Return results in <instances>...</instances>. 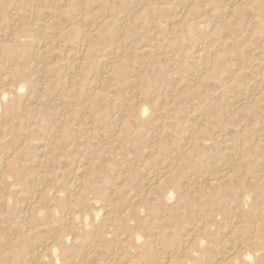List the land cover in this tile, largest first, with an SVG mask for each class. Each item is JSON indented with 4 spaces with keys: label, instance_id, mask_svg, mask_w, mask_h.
Segmentation results:
<instances>
[{
    "label": "rangeland",
    "instance_id": "obj_1",
    "mask_svg": "<svg viewBox=\"0 0 264 264\" xmlns=\"http://www.w3.org/2000/svg\"><path fill=\"white\" fill-rule=\"evenodd\" d=\"M44 1L45 0H36V1H34V3H32V2H29L27 0H23L21 2V7H23L24 9H26L30 6H36L39 9L40 16H39L38 23L35 26L36 27L35 29H36V32L39 33L40 35L34 33V38L35 39L43 38L46 41L48 40L47 42L49 43L48 47H47V50L49 53L46 51V54H48V55L45 54L44 57L42 58V60L40 59V61H41L40 63L42 64V66L40 63L37 65V67L35 64L30 65L31 62H29V61L31 59L35 58V55H32V54H34L33 49H32L33 51L30 50V51H25V52L24 51L18 52V53H16V56H18V54L20 56L13 57V59H12V57H9L10 60H8L9 59L8 57H4L3 53L0 55V64L3 67L5 64L8 65L13 61L10 65H14V67H16L20 70H23V71H24V69H26L27 74L30 75L29 78H31V77L41 78L44 76V74H47V73H48L47 76L56 77V78H53V80H52V77H48L47 81L49 84H47V82H46L45 86H44L45 90L43 89V99L44 100H42V102H40V103H36L37 108H36V104L31 103V108L25 109L24 112L22 111L23 108H18L20 110L16 111L14 113V115L10 118L8 116H6V117L0 116V135H2V137H0V152L11 147V144L13 143L12 139H15L16 137H18V139H15V140H17L18 143L22 141V139L24 138V134H23L24 127H25L26 123H29L30 121L32 123L41 122L40 124L38 123V127L36 126L37 128L32 133V135H33L32 137L35 138L37 136L36 138L38 140H36V141H38V142L41 141V139L43 140V139L47 138L48 133L50 131H53L55 133L57 131L58 133H60L58 135V142L55 145V148H56L55 152L53 153V155L51 154L47 158L48 161L46 160L45 166H42L40 168L37 164L32 163L33 164V166H31L32 168L31 167L28 168V170H35V173L38 170L39 171L43 170V172L45 173L44 176L46 177V178L43 177L42 181H40L35 177L36 174L34 173V171L33 172L27 171V172H30L29 174L27 173V176H26L27 179L25 178L27 181L26 185L28 184L30 186L29 189L33 190L35 188V187H33V184L37 185L40 182H42L44 185H46L49 188H53L54 184L60 185V183H61V185H63L64 183H66V178H65L66 175H70V172H71V175H73L76 171L77 165L79 164L78 162L81 159L83 160L86 157L90 156V154L93 155L94 160L99 155V157H98L99 159L97 158L95 161L96 163L93 161L95 163L94 167L93 166L91 167V168H93V170H98V171H96V172L92 171L91 172V170L88 169L87 171H83V173L81 172V175L84 174V175L88 176L90 179H93V180L95 179V181H97L102 188L103 186H106L109 183H111V180L113 181L115 179V175H116L117 171H119V170L126 171L127 170L126 172H128L127 173L128 176H131V180H129V181L136 179V181L133 180V183L127 182V188L132 187V186L136 187V183L138 182V180L146 177L145 172L147 173V171H149L150 169L152 170L153 167L151 165H154V163H156V164L160 163L161 157L166 156V155L169 156V152H172L173 154H175L176 153L175 150L180 148L179 146H183L182 145V143H183L182 137L189 135L191 133V131L194 132V131L198 130L196 132V135H199V136H197V138H200V139H197L196 145L192 146L194 148V151H193L192 147L190 149H188L190 152L188 151L187 154L181 159V161L180 160L178 161V163L176 164L177 165L176 167H178V168L175 167L174 169H176V170L174 172H172L170 175L171 176L174 175L173 177H175V180H177V179L178 180H185L184 178L187 179V176L189 178V177H191V175H193L192 173H196V172H198L199 175H204L206 170L214 169V167H212V166L218 167L219 163H221V161L223 159H224L223 161L227 160V161L231 162L232 159H234L233 156H235L236 151L238 150V152L240 154V158H242V159L241 160L237 159L235 166L238 164L240 167L237 165V167H238V169H237V167L234 166L235 170H234V172H232L233 175H231L229 178L224 179V181H223L224 185H226V187H224L225 192L222 193V195L219 194V192H217V194H219L220 197L222 196L221 198H223V201L234 200V199H236V197L239 199V198H243V196L245 197V201H243L244 204L241 202L242 204H241L240 208H237V209H230L229 208V210H227L225 212L223 211L224 209L220 210L219 212H222V213L219 216H217V218H218V220L220 218L221 219L219 220V222L216 221L215 225H217V227L216 226L214 227V231H216V229H217V231H216L218 233V235H216L217 240H219V241L221 240V242L226 240L225 242L229 243V242H232L234 240L233 239L234 236L230 233V231L232 229H234L235 230L234 231L235 236H238L237 241L242 242V240H244L243 238H245L243 243L250 244L249 247H253V249L255 247H256L255 249L258 248L259 252L263 251L264 233H263L262 237H260V239H259L260 241L258 244L253 243L251 245V241L250 240L248 241L249 235L246 232H244V227H246L248 222H249L248 225L251 227L256 226V225L262 226L261 232H264V203H263L264 202V195H262V194H264V186H263L264 185V179H263V181L261 180L260 182L254 183L253 181H251L248 178V175H246V173H248V171H250L252 169L253 170L254 169L260 170L261 168L264 169V31H263L264 30V21L261 20V17L264 15V0H255V1L254 0H243V1L238 0L237 9L229 17L228 24H223L221 22V18H220L219 13H218V8L223 6V4L229 2L227 0H196V1H191V0H168V1L167 0H158V4L156 5V7L153 8L154 12H152V13H150L149 11H147L144 8L147 0H131V3H128V1H125V0H91V1L88 0V5H90V6H88L86 4V7L84 6L85 0H70V1L69 0H59V3H58V0H46L45 3H44ZM89 1H90V3H89ZM132 3H134V4L132 5ZM220 4H222V5H220ZM58 5L62 9L64 6V9H63L64 11L62 10L63 12L62 11L60 12V14L62 13L61 15L54 16L52 11H53V9L58 8L59 7ZM126 5H127V7L123 8V6H126ZM182 5L183 6L187 5L188 10L190 12H188L186 17L181 19L180 22H182V23H179V26L177 28H174L170 25L169 18L173 14L174 9L177 6H178L177 8L183 7ZM55 6H57V7H55ZM132 8H134L135 10ZM142 8H144V9H142ZM155 8H156V10H155ZM127 9L133 11V13L134 14L136 13V15L129 23L126 24L122 21L123 20L122 18H124ZM82 12L84 15L81 18V17H79V14H82ZM106 14H108V15H106ZM100 15H106L108 17V19L106 20L105 23L96 25L97 19L100 17ZM259 15H260V17H259ZM27 18L28 17L26 15H22L20 18H14L12 23H9L10 21H8L7 23L5 22V24H4V20L2 21L0 19V24H2V25H0V29H1L0 30V39L1 40L0 41L4 44L10 43V44L14 45L15 48L20 46V44H22V43L14 42L13 37L11 36L12 35L11 32H13V30L11 28H13V27L15 28L16 26H18L16 28L19 30V32H20V30H22L20 33L29 34L28 31L31 28H33V20L31 18H28L29 19L28 20ZM153 19H154V21H157V22H154L155 25L157 26V27L155 26V31H154L155 41L157 43L156 46H155V43H152V41H150V38H149L150 33L148 32V28H149L148 24L153 22ZM22 20H24V21H22ZM25 20H28V21H25ZM72 20L74 21V23H72L73 22ZM30 21H32V22H30ZM21 22L24 23V24L22 23L24 26L22 25L20 27L21 28L20 29L19 25H21ZM49 22L51 25L49 24ZM65 22H67V23H65ZM17 23H19V24H17ZM131 23H132V25H129ZM25 25H29V26H25ZM58 25H59V27H58ZM127 25H129V26H127ZM47 26H49L48 29H47ZM141 26H142V28H141ZM62 27H63V29H62ZM56 28L58 29V31ZM64 28H65V30H64ZM45 29H47V30H45ZM39 30H40V32H39ZM63 30L65 32H63ZM85 31H87V32L90 31L89 36H88V39H89L88 43H90V51L87 55V58L89 60L86 58L84 60L83 65H80V68L78 69L76 78L74 80V85H72L71 96L69 97V99L66 100V99L58 98L57 97L58 96L57 93L59 90L58 83H59V80H62L64 78V75L66 74L65 73L66 72L65 62H67L69 60L68 58H70L71 60L76 59L75 61L79 60V59H77L78 58V52L77 51H79L80 40L82 39L84 33H87ZM42 35H43V37H42ZM4 36H5V38H4ZM22 41L25 42L24 39ZM117 49H121L123 51L125 50L124 55L126 54L125 57H127V58H124L125 60L123 61V64L120 63L118 66L113 68V70H109V71H107V73H104V71L107 68L106 62L109 61L108 59L113 60V57L115 58ZM157 51H159V52H157ZM164 51L166 54L163 55L162 52H164ZM21 53H23V54H21ZM29 53H30L29 56L31 58H29V56H28ZM73 53L75 56L73 55ZM197 53L200 54V57H198ZM68 54L71 57H69ZM113 54H115V55H113ZM22 56H25L28 59L25 60V57H22ZM62 56L64 59L62 58ZM72 57H73V59H72ZM15 58H16V60H15ZM21 58H24V60H22ZM61 58H62V60H61ZM11 59H12V61H11ZM14 60L17 63L14 62ZM65 60H67V61H65ZM206 60L207 61L209 60L210 62L208 64L209 70L206 72L205 77L203 78L202 81L199 82V85H197V88H195L194 91H190V90L188 91L186 88H184L186 86L185 85L186 82L193 75V73H196L199 70V67L202 68L204 65H206L205 64L207 62ZM9 61H10V63H9ZM19 61H21V62L19 63ZM27 62H28V65L26 64ZM33 62H35V61H33ZM61 62H63V63H61ZM21 64H23V65L20 66ZM47 64H49L50 66L48 65L46 67L47 68L46 69L45 66ZM1 65H0V75H1L0 78L5 76V74H3L5 72H4L3 67ZM53 68H55V71L53 70ZM36 69H38L39 72L36 71ZM50 70H51V73H49ZM141 70L143 72H141ZM133 72H136V74ZM81 73L82 74L84 73L83 74L84 76ZM97 73L103 74L104 79L102 78L103 79L101 81L102 84L100 83L101 85L99 86L100 88H99L98 94L96 95L98 97L93 98L94 103H93L92 108L86 110V108L85 109L83 108V106H84L83 100H84L85 93H86L84 91L88 90L87 87H88L90 81L93 79V77L95 75H97ZM127 73L129 75V77L131 75H132L131 77H137L138 74H140V75L145 74L147 77L152 79L151 82L154 86L156 85L155 86L156 89L153 88L154 86H152L150 89H144V87L142 86L143 81L141 82V84H138L136 88H131L132 86L130 85V78L128 77ZM133 75H135V76H133ZM80 76H82V77H80ZM86 78L89 80H87ZM183 79H185V80H183ZM0 81H1V79H0ZM13 81H15L14 83H17V82H19V79H17L15 77V78H13ZM75 82L77 85L75 84ZM85 82H87V83H85ZM86 84H88V85H86ZM81 86H82V88H81ZM159 86L161 88L163 87V89L157 90V89H160ZM169 86L176 87V89L178 91L177 97L175 99L176 104H175L174 109H173L174 111L173 110L167 111L166 109L161 110V100L159 98L160 97L159 95L161 94L160 92L164 91L165 88H167ZM83 88H85V90ZM138 88H140V89L138 90ZM100 90H102V91H100ZM249 90H250V92H249ZM147 92H149V93H147ZM253 92H255V94H257V97L259 94V97L257 99L258 102L254 100V101H249L248 104L247 103L243 104L244 106L243 105L241 106V108L238 111V113L236 114L237 116H235L234 120L227 119L221 115L222 114L221 111L228 104L229 100L231 101L234 98H239L240 96L243 95V93L244 94L248 93V95H249L250 93H253ZM51 93L53 95H51ZM157 95H158V97H155ZM202 95H204V96H202ZM146 96H148V97H146ZM49 97H51V98H49ZM80 97H82V98L80 99ZM79 99L82 101H80ZM129 99H130V101H129ZM149 99L150 100L155 99V102H156L155 106L148 110V112H147L148 114L144 118H142L140 120L136 119V118H138V116H136L137 104H140V103L144 104L145 102L148 103ZM49 100H50V102H49ZM63 101H65V103H63ZM66 102H69V103H71V106H73V105L74 106L73 107L67 106L70 104H68V103L66 104ZM75 102H77V103H75ZM127 103L132 104L131 105L132 106V108H131L132 112L130 115H123V109H124V106L128 105ZM47 104H48V106H46ZM58 104H60V105H58ZM61 104H65V105L60 107ZM77 104L78 105L81 104L80 106H78L79 108L77 107ZM100 104H102V105H100ZM32 106H35V107H32ZM38 106L40 108H38ZM61 108H62V110H60ZM42 109H44V110H42ZM101 109H104V110H101ZM27 110L29 112H31V110H32L33 112L29 113ZM54 110L56 111L55 114H54V112H55ZM89 110H92V111H89ZM112 110H113V112H112ZM185 110H187V111H185ZM205 110L212 111L214 115L211 117L210 121L203 122L201 119V116ZM43 111H46L47 113L46 112L43 113ZM104 111H107V112L105 113ZM50 112H52V113H50ZM60 112H62V113L60 114ZM82 112H84L85 115ZM119 112L122 113L121 116H123V118H127L126 120L128 123V129H129V131L132 132V134H135V135L138 134V133H134V132H140L139 130H137L138 128H145V127L149 128V126H150V129L154 130L153 134H157V136L152 138L148 135H142L143 137L141 135H136L135 139H133L132 142H129V141L127 142L126 140L120 139V140H117L115 146L113 147V145L110 143L109 139L103 134V132H102L103 128L102 127L105 128V126H107V125L103 126L104 124H108V123L110 124L111 118H112L111 116L114 115L115 113H119ZM169 112H171V113L169 114ZM87 113H90V114H87ZM94 113H95V115H94ZM27 114H28V116H27ZM51 114H53V115H51ZM63 114H65L64 117H63ZM42 115L47 116L48 118L47 117L43 118ZM16 116H17V119H16ZM49 116H51V117H49ZM56 116H58V117H56ZM60 116H62L63 118L62 117L59 118ZM29 117H30V119H28ZM74 117H76V118H74ZM101 117L103 118L102 120H101ZM176 117H178V118H176ZM51 118H54L53 119L54 121H52ZM83 118H86V119L84 120ZM133 118L135 120H132ZM154 118L159 119L160 123L159 124L155 123V121H153ZM15 119H16V121H15ZM37 119H39V121ZM42 119H44V120H42ZM47 119L49 122H50V120L52 122L51 123L47 122ZM55 119H57V120H55ZM182 119H184V120H182ZM96 120H99V121H96ZM35 121H37V122H35ZM138 121H140V122H138ZM12 122H14V123H12ZM55 122L57 123L58 126L56 125ZM152 122H153V124L154 123L155 124L154 125L151 124ZM178 122H183V124H184L183 127L186 130L185 132H182L180 130V127H179L180 125L178 124ZM19 124H21L22 126H20ZM52 124H54V125H52ZM77 124H79V125H77ZM16 125L19 126L21 131L19 130V128ZM41 125L45 126V127L43 128ZM162 125H163V127H162ZM69 126H71V127H69ZM91 126H92V128H91ZM93 126H94V128H93ZM83 127H85V128H83ZM95 127H98V128H95ZM262 127H263V129H262ZM11 128H14V129L11 130ZM71 128H73V129H71ZM88 128H90V129L88 130ZM16 129H18L19 131H17ZM60 129H61V131H60ZM92 129H94V130H92ZM68 130L70 132H68ZM76 130L78 131V133ZM64 131H66L68 133H66ZM94 131H97L98 133L94 132ZM158 131H161V132L157 133ZM82 132L84 133V135ZM4 133L6 135H4ZM64 133H66V134H64ZM76 134H78L80 136H78ZM98 134H100V135H98ZM219 134H221V135H219ZM65 135H69V136L65 137ZM178 135L180 136V138H178L179 137ZM76 136H78V137H76ZM3 137L6 139H4ZM59 137H60V139H59ZM90 137H93V139L95 141H92L93 139ZM136 137H137V139H136ZM204 137L206 140L204 139ZM76 138H79V140ZM248 138L254 139V140L256 139V141L258 143L255 141L256 142L254 145L255 148L252 147V148H250V150L249 149L248 150L240 149L241 145L249 143L250 139H248ZM62 139H64L65 141ZM90 139H92V140H90ZM96 140H97V142H96ZM215 140H216V142H215ZM243 140L245 143L243 142ZM246 140H248V141H246ZM63 141L67 144L63 143ZM73 141H76V142H73ZM102 141H105V143ZM164 141H166V142H164ZM93 142H95V143H93ZM76 143H78L80 145L78 146V144H76ZM144 143H146V144H144ZM158 143H159V146H158ZM165 143H167V144H165ZM62 144H64V145H62ZM203 144H205V145H203ZM86 145H88V146L86 148H84ZM201 145H203V147ZM1 146L5 149H3ZM58 146H60V147H58ZM80 146H81V148H79ZM102 146H104V147H102ZM234 146H236L237 148ZM57 148H58V151H56ZM60 148H62V149H60ZM105 148H106V151H105ZM200 148H203V149H200ZM29 149H30L29 150L30 156H33V155L35 156L38 154L37 152H39L38 151L39 149H37V146L30 147ZM75 149H76V151H75ZM80 149L81 150L83 149V151H80ZM86 149H88V150H86ZM97 149H100V150H97ZM115 149H116V151H115ZM31 150H32V152H31ZM62 150H64V151L62 152ZM93 150L95 152H93ZM101 150L104 152L102 153ZM197 150H199V151H197ZM204 150H207V151L204 152ZM130 151H132V152H130ZM149 151H152L153 153L149 154L150 153ZM242 151H243V153H242ZM87 152H89V153H87ZM126 152H127V154L125 155ZM196 152H198V153H196ZM202 152H204L203 155H202ZM207 152H209L210 154ZM246 152L249 154L246 155ZM132 153H133V155H132ZM83 154H84V156H83ZM116 154H117V156H116ZM118 154H119V156H118ZM155 154L158 156H155ZM194 154H195V157H194ZM204 154L206 156L205 158H204ZM260 154L262 157L259 156ZM57 155H59V156L57 157ZM64 155H65V157H64ZM152 155H154L155 157ZM213 155L216 156L217 160L215 157H213ZM218 155H219V157H218ZM255 155H257L256 158H255ZM61 156H63V158H61V160L59 161V158ZM125 156H127V157H125ZM170 156H171V153H170ZM210 156H212V157H210ZM103 157H104V159H103ZM148 157H150V158H148ZM151 157H153V158H151ZM207 157L208 158L210 157V159L211 158H213V159L208 160ZM244 157L246 158L245 160H244ZM250 157H252V158H250ZM57 158H58L59 162L57 161ZM64 158H66L67 160ZM113 158H114V160H113ZM186 158H188V159H186ZM221 158H223V159H221ZM71 159H72V161L70 163H73V164L68 163ZM73 159L76 163L73 162ZM140 159L141 160L142 159L143 160L148 159L146 166L143 167L141 161H139ZM257 159L259 162L257 161L256 163H253V161L255 162V160H257ZM206 160H208V161H206ZM97 161H99V162H97ZM119 161H121L122 164L119 163ZM128 161L131 163H129ZM203 161H206V162H203ZM48 162H49V164H48ZM194 163H196V165ZM214 163H216L217 165L216 164L214 165ZM257 163H258V165H257ZM115 164L121 165V167L119 168V166H117ZM126 164H128V165H126ZM188 164H189V166H188ZM210 164H213V165H210ZM70 165H71L72 169H70L71 168ZM197 165L201 166V167H198ZM57 166H58V168H59V166H61V167L58 169ZM66 166L69 168L66 169L67 168ZM115 166H117V168H115ZM133 166H134V168H133ZM248 166H249V168H248ZM97 167H100V169H98ZM112 167H113V169H112ZM123 167H124V169H123ZM129 167H131L132 169L131 168L128 169ZM50 168L53 170V172H50V171H52ZM185 168H186V170H185ZM177 169H178V171H177ZM196 169H197V171H196ZM67 170H69V171H67ZM239 170H242L245 173L244 172L242 173ZM179 171H181V172H179ZM184 171L188 172V173H185ZM93 172L97 173V175L94 174ZM137 172H138V174H137ZM178 172H179V174H178ZM50 173H52V174L54 173V177ZM108 173H109V176H108ZM183 173H185V174H183ZM198 173H196V174H198ZM98 174L100 177L98 176ZM176 174H178L180 177H177L178 175H176ZM50 175H52V177ZM56 175H57V177H56ZM84 175H82V176H84ZM138 175H141V176H138ZM238 175H240V177H238ZM105 176L106 177L108 176V179L105 178ZM182 176L184 178H182ZM56 178H58L59 180H57ZM60 178H61V180H60ZM101 179H104V180L101 181ZM34 180H35V183H33ZM245 180H247L248 183L245 182ZM201 181H202V183H204V180H201ZM227 182H229V183H227ZM244 184L246 185L245 187L243 186ZM257 187L261 188V190L256 189ZM262 187H263V189H262ZM27 189L18 190V191L12 192L10 194L4 187H0V197H3V195H6V196H4L5 198L4 197L0 198V216H1V218H0V240H2V237H3L2 242L0 241L1 242L0 243V249H2V252L4 251L3 255H5L0 260V264H6V263H8V264H10V263L11 264L12 263L25 264L24 262L18 263V261H16L15 257H12L13 255L9 252H11V249H14L11 247H15V246L20 247L19 249L21 252H24L26 249L25 248L22 250V248H23L22 245H23L25 239H23V237L20 236L21 234H19L20 232H18V225L16 222L18 221L20 215L23 212L28 210L27 204H25L26 202L28 203V196H29ZM228 189L230 192L228 191ZM237 190H238V193H237ZM257 190L259 192H257ZM243 191L249 192V193L244 194ZM18 193H19V195H18ZM236 193H237V196H235ZM257 193L260 195L258 196ZM227 194H229V196H226ZM252 195L253 196L255 195V197H253ZM198 196H199L198 197L199 201H200V199L202 201L206 197L205 195L203 196V194H198ZM211 196L214 197L213 195H211ZM215 197H217V196H215ZM252 199L254 201L256 200L255 204H254V201ZM10 200H11V202H9ZM18 202H22V203L20 204ZM245 202H246V204H245ZM45 203H47V204H45ZM41 204H42V206L45 204L46 207L51 208V209L52 208L54 209V207H56V206H54L55 202L53 200L50 201V200H44L43 199L41 201ZM246 205H247V207H251V208H247ZM257 205H259L260 207H258ZM225 208L228 209L227 207H225ZM176 209L177 208H175V206L165 207V210L166 211L168 210V211L166 212L165 210H163V212H165V213L162 212V214H161L162 217L160 216L161 221L164 225H167L166 227L168 229L172 227V229H174V230H179L178 232L180 234L182 232L185 235V233L187 232V229L192 225V223L195 220H198L200 218V214L197 210H193L194 211L193 212V211H190L188 209H185V212H183V211L181 212V210H183V209L178 208L177 209L178 211L176 213L177 214L176 217H174L173 221H171L173 217H170V216L173 212H175ZM205 209H207V208L205 207ZM255 209L257 211H255ZM243 210H244V212H242ZM246 210H248L247 213L245 212ZM208 211H212L213 213H216L218 211V209H216V207H212V208H208L207 212ZM260 211H263V212H260ZM19 212H20V214H19ZM32 212L34 215L35 211H32ZM249 212H251V213L249 214ZM254 212L259 214L260 216H258V215L255 216ZM1 213H4V214H1ZM166 213L167 214L169 213L170 216L169 215L167 216ZM245 213L248 214V216ZM262 213H263V215H262ZM240 215H242V216H240ZM12 216H14V217H12ZM222 216L223 217L225 216V219L227 218L226 220H228L229 224H225L227 221L224 218H222ZM232 217L238 218L237 221H235L236 219H233ZM58 218H59V213L56 214L53 218H51V220L54 219V223H56L55 220ZM163 218L167 222L166 221L164 222ZM182 218H183V220H182ZM31 219L33 222L30 220L29 224H31V226L33 227V231H32V235L30 236V239L34 243L37 244L40 241V238L43 239V237H44L43 235L47 234L49 236V234L52 235L55 233L54 232V231H56L55 229L53 231H52V229L49 230L45 225L44 226L41 225L42 226L41 227V226L35 224L33 217ZM178 219H180L181 222L178 221ZM186 219H188L189 222ZM239 219H242V220H240L242 222H240ZM223 220L225 223L223 222ZM168 221H170V223ZM250 221H252L253 223L255 222V223L254 224L252 222L250 223ZM7 222H8V224H7ZM4 223H5V225H4ZM130 223L131 222L128 221L127 224H125L121 227H118L119 229L116 228V230L115 229H113V230L116 233H124V234L131 233V232H133V229L135 226L133 227L134 223L133 224H130ZM220 223H224V225L221 226ZM187 224H191V225L188 226ZM7 225H9V226H7ZM142 225H144V226L141 227ZM182 225L183 226L186 225V226L183 227ZM218 226H220V227H218ZM139 227H140L141 231H145L147 224H145V223L143 224V222H142V223H140ZM135 228H137V227H135ZM225 228L227 229L228 232L226 231ZM147 229H149V231L145 233L146 235L149 236V237L148 236L147 237L148 238L154 237L155 235L150 230V228L147 227ZM5 231H6V233H5ZM13 231H14V233H13ZM220 233L224 236H221ZM242 233H244L245 235ZM3 234H5V235H3ZM17 235H19V236H17ZM77 235L80 237V241L83 240L84 238H86L84 236V233L81 230L80 231L77 230ZM228 235L231 236V238H228ZM50 237H52V236H49L48 238H50ZM221 237H223V238H221ZM7 238H11V239H7ZM240 238H242V239H240ZM109 239H110V241L104 242V244L101 243L98 246L97 250L95 251V252H97L95 255H93L95 252L92 254V257H95L97 260L95 258H91V256L88 259L85 258V259L81 260L82 256L86 253V252L84 253L85 250H83V248L85 249L84 243L82 241L81 242L77 241V243H76V242H73L72 240H70L68 242V246L70 247L72 245L71 246L72 251L70 252V254L67 255V258L65 259V261L68 262L70 260H73L74 258H78L77 264H81V263L87 264V262L90 259H92V261H89L88 264H94V263L95 264H103V262H105V260H107L112 255L111 250L113 249V247H115L116 244L119 243L120 237L118 239L114 233V234H112V236L109 237ZM227 239H230L232 241L227 240ZM8 240H10V241L13 240V241L6 243ZM19 240H20V242H17ZM11 243H13V244H11ZM2 244H4V246ZM36 244H34V245H36ZM1 245L3 247H1ZM255 245H257V246H255ZM259 246H261V247H259ZM106 248H108V249H106ZM99 252H101L100 253L101 255H102V253L103 254L105 253L104 256L101 257ZM216 253H217V251L209 252V254H210V256L208 258L209 263L212 262V264H213V262H214V264H218L217 258H219V255ZM132 255L133 254H131L130 256L132 257ZM79 257H81V258H79ZM211 257H213V259ZM45 260L46 259L41 260V262L40 261H38V262H40V264L42 262H43V264H49L48 261L46 263H44ZM1 261L5 262V263H2ZM38 262L31 263V264H39ZM124 264H128V263L126 262Z\"/></svg>",
    "mask_w": 264,
    "mask_h": 264
},
{
    "label": "bare ground",
    "instance_id": "obj_2",
    "mask_svg": "<svg viewBox=\"0 0 264 264\" xmlns=\"http://www.w3.org/2000/svg\"><path fill=\"white\" fill-rule=\"evenodd\" d=\"M23 0H0V19L3 21L4 20V24L5 22L7 23L8 21H10L9 23H12V21L14 20V18H20L22 15H26L28 18H31L33 20V28H31L28 32L29 34H24V33H20L22 30H19L16 28L18 26H16L15 28H11L13 30L12 33V37L14 42H20L22 44H20V46H18L17 48L14 47V45L8 43V44H4L0 41V55L3 53L4 57H18L20 56L18 54V56H16V53L18 52H25V51H30V50H34V54L35 58L31 59L29 62H31L30 65L35 64L36 67L37 65L41 62L40 59L42 60V58L44 57V55L46 54L47 47H48V40L46 41L43 38H38L35 39L34 38V33L39 34L36 32V25L38 23L39 20V9L36 6H30L26 9H24L23 7H21V2ZM29 2L34 3V1L36 0H27ZM46 1V0H45ZM44 1V3H45ZM70 1V0H69ZM91 1V0H90ZM89 1V3H90ZM128 1V3H131V0H125ZM168 1V0H167ZM191 1H196V0H191ZM229 2L223 4V6L218 8V13L219 16L221 18V22L223 24H228L229 21V17L231 16V14L237 9V4H238V0H227ZM243 1V0H242ZM255 1V0H254ZM48 2V1H47ZM163 2V1H162ZM26 3V2H25ZM59 3V0H58ZM61 3V2H60ZM118 3V2H117ZM211 3V2H210ZM20 4V5H19ZM27 4V3H26ZM42 4V3H41ZM56 4V3H55ZM54 4V5H55ZM84 6L86 7V4L88 5V0L84 1ZM134 3H132L133 5ZM144 4V3H143ZM158 4V0H147L145 3L144 8L149 11L150 13L154 12V7H156V5ZM220 4V5H222ZM24 5V4H23ZM128 5V4H127ZM123 6V8L127 7ZM192 5V4H191ZM59 6V5H58ZM63 6V5H62ZM66 6V5H65ZM90 6V5H88ZM136 6V5H135ZM183 6V5H182ZM57 7V6H55ZM131 7V6H130ZM178 7V6H177ZM175 8L173 14L171 15V17L169 18V23L172 27L177 28L179 26V23L182 18L186 17V15L188 14V12H190L188 10V6L185 5L183 7L180 8ZM142 8V9H144ZM64 9V6H63ZM60 6L58 8L53 9L52 13L54 14V16H58L61 15L60 12L63 10ZM83 9V8H82ZM130 9V8H129ZM127 9L126 14L124 16V18H122L121 20L124 23H129L136 15V13L134 14L133 11ZM134 9V8H132ZM111 10V9H110ZM126 10V9H125ZM135 10V9H134ZM138 10V9H137ZM153 10V11H152ZM156 10V8H155ZM64 11V10H63ZM62 11V12H63ZM135 12V11H134ZM83 12L82 14H79V17H83ZM108 15V14H106ZM106 15H100V17L97 19L96 25L98 24H102L105 23L106 20L108 19V17ZM122 15V14H121ZM166 15V14H165ZM53 16V15H52ZM51 16V17H52ZM93 16V15H92ZM75 17V16H74ZM73 17V18H74ZM113 17V16H112ZM255 17V16H254ZM260 17V15H259ZM27 18V19H28ZM42 18V17H41ZM56 18V17H55ZM47 19V18H46ZM49 19V18H48ZM71 19V18H70ZM69 19V20H70ZM95 19V20H96ZM29 20V19H28ZM25 20V21H28ZM56 20V19H55ZM59 20V19H58ZM68 20V21H69ZM116 20V19H115ZM184 20V19H183ZM220 20V19H219ZM261 20L264 21V15L261 17ZM24 21V20H22ZM47 21V20H46ZM73 21V20H72ZM239 21V20H238ZM32 22V21H30ZM43 22V21H42ZM51 22V21H50ZM49 22V24H50ZM61 22V21H60ZM64 22V21H63ZM157 21L149 23L148 26V32L150 33V41H152V43H155V46L157 45L156 41H155V36H154V31H155V23ZM249 22V21H248ZM23 22H21V25H19V28L24 24H22ZM44 23V22H43ZM67 23V22H65ZM74 23V21L72 22ZM154 23V24H153ZM159 23V22H158ZM19 24V23H17ZM60 24V23H59ZM2 25V24H0ZM51 25V24H50ZM49 25V26H50ZM129 25H132L129 24ZM127 25V26H129ZM240 25V24H239ZM14 26V25H13ZM24 26V25H23ZM25 26H29V25H25ZM47 26V29L48 27ZM67 26V25H66ZM93 26V25H92ZM59 27V25H58ZM57 27V28H58ZM65 27V26H64ZM121 27V26H120ZM125 27V26H124ZM157 27V26H156ZM56 28V29H57ZM127 28V27H126ZM142 28V26H141ZM21 29V28H20ZM39 29V28H38ZM45 29V30H47ZM63 29V27H62ZM67 29V28H66ZM120 29V28H119ZM172 29V28H171ZM1 30V29H0ZM42 30V29H41ZM44 30V31H45ZM60 30V29H59ZM65 30V28H64ZM63 30V32H65ZM177 30V29H176ZM232 30V29H231ZM11 31V30H10ZM9 31V32H10ZM43 31V30H42ZM58 31V29H57ZM121 31V30H120ZM147 31V30H146ZM247 31V30H246ZM264 31V30H263ZM40 32V30H39ZM87 32V31H85ZM90 32V31H89ZM89 32L84 33L82 39L80 40V47H79V51L78 52V61H75L73 59V57L75 56L73 53V57L71 60L70 58H68L69 60H65L67 62H65V69H66V74L64 75V78L62 80H59L58 83V93H57V97L61 98V99H69V97L71 96V90H72V85H74V80L76 78L77 75V71L80 68V65H83L84 60L87 58V55L90 51V43H88V36H89ZM172 32V31H171ZM254 32V31H253ZM235 33V32H234ZM3 34V33H2ZM6 34V33H5ZM71 34V33H70ZM153 36H152V35ZM40 35V34H39ZM44 35V34H43ZM42 35V37H43ZM61 35V34H60ZM128 35V34H127ZM134 35V34H133ZM229 35V34H228ZM129 36V35H128ZM231 36V35H230ZM2 37V36H1ZM130 37V36H129ZM5 38V36H4ZM45 38V37H44ZM64 38V37H63ZM25 40L22 41V40ZM60 39V38H59ZM1 40V39H0ZM12 40V39H11ZM10 40V41H11ZM123 40V39H122ZM50 41V40H49ZM94 41V40H93ZM141 41V40H140ZM61 42V41H60ZM113 42V41H112ZM164 42V41H163ZM171 42V41H170ZM6 43V42H5ZM51 43V42H50ZM78 43V44H79ZM96 43V42H95ZM169 43V42H168ZM255 43V42H254ZM99 44V43H98ZM51 45V44H50ZM76 49V48H75ZM74 49V50H75ZM141 49V48H140ZM18 50V51H17ZM32 50V51H33ZM54 50V49H53ZM56 50V49H55ZM77 50V49H76ZM125 51V50H124ZM124 51L121 49H117L115 58L113 57V60L108 59L109 61L106 62L107 64V68L104 71V73H107V71L109 70H113V68H115L116 66H118L120 63L123 64V61L125 60L124 55ZM159 52V51H157ZM49 53V52H48ZM71 53V52H70ZM163 55L166 54L165 51L162 52ZM199 53V52H198ZM197 53V54H198ZM23 54V53H21ZM159 54V53H158ZM157 54V55H158ZM183 54V53H182ZM30 55V53L28 54V56ZM48 55V54H46ZM69 56V54H68ZM136 56V55H135ZM25 57V56H22ZM33 57V56H32ZM65 57V56H64ZM71 57V56H69ZM112 57V56H111ZM180 57V56H179ZM195 57V56H194ZM198 57H200V54H198ZM29 58H31L29 56ZM46 58V57H45ZM44 58V59H45ZM63 58V56H62ZM61 58V60H62ZM183 58V57H182ZM4 59V58H3ZM11 59V61H12ZM18 59V58H17ZM22 60H24V58H21ZM28 58L25 57V60H27ZM64 59V58H63ZM88 59V58H87ZM199 59V58H198ZM10 60V58L8 59ZM7 60V61H8ZM16 60V58H15ZM14 60V62H16ZM46 60V59H45ZM71 60V61H70ZM89 60V59H88ZM2 61V60H1ZM6 61V60H5ZM35 61V62H33ZM185 61V60H184ZM207 61V60H206ZM4 62V61H3ZM13 62V61H12ZM11 62V63H12ZM21 61H19L20 63ZM33 62V63H32ZM46 62V61H45ZM57 62V61H56ZM60 62V61H59ZM209 60L205 63L206 65H204L202 68L199 67V70L196 73H193V75L188 79V81L186 82V86L184 88H186L188 91H194L195 88H197V85H199V82L203 80V78L205 77L206 72L209 70L208 69V64H209ZM10 63V61H9ZM10 63V64H11ZM17 63V62H16ZM48 63V62H47ZM63 63V62H61ZM178 63V62H177ZM4 65L3 70L5 73L4 77H1V81H0V116L6 117L8 116L9 118L12 117L14 115V113L20 109L18 108H23L22 111L24 112L25 109H29L31 108V103H40L42 102L43 99V89L45 90V83H48V77H52V76H47V74H44L43 77L41 78H29L30 75L27 74L26 69L20 70L16 67H14V65ZM15 64V63H14ZM28 65V62L26 63ZM41 64V63H40ZM55 64V63H54ZM247 64V63H246ZM17 65V64H16ZM23 64H21L20 66H22ZM49 64H47L45 66V68L48 66ZM42 66V64H41ZM50 66V65H49ZM53 66V65H52ZM105 66V65H104ZM210 66V65H209ZM55 67V66H54ZM29 68V67H28ZM31 68V67H30ZM82 68V67H81ZM40 69V68H39ZM47 69V68H46ZM104 69V68H103ZM215 69V68H214ZM30 70V69H29ZM53 70L55 71V68H53ZM99 70V69H98ZM101 70V69H100ZM144 70V69H143ZM162 70V69H161ZM167 70V69H166ZM197 70V69H196ZM36 71H38V69H36ZM35 71V72H36ZM59 71V70H58ZM80 71V70H79ZM102 71V70H101ZM134 71V70H133ZM140 71V70H139ZM254 71V70H253ZM39 72V71H38ZM41 72V71H40ZM49 72V71H48ZM100 72V71H99ZM132 72V71H131ZM141 72H143L141 70ZM195 72V71H194ZM2 73V72H1ZM51 73V70L50 72ZM136 74V72H133ZM221 73V72H220ZM35 74V73H34ZM58 74V73H57ZM63 74V73H62ZM82 74V73H81ZM84 74V73H83ZM82 74V75H83ZM138 74V73H137ZM51 75V74H50ZM80 75V74H79ZM108 75V74H107ZM128 75V73H127ZM126 75V76H127ZM149 75V74H148ZM188 75V74H187ZM1 76V75H0ZM55 76V75H54ZM84 76V75H83ZM132 76V75H131ZM128 77L130 78V85L132 86L131 88H136L138 84H141V82L143 81V87L144 89H150L152 86H154L151 82V78L147 77L145 74H138L137 77ZM135 76V75H133ZM17 78L19 79V82L14 83L15 81H13V78ZM35 77V76H34ZM82 77V76H80ZM53 78L56 77H52ZM104 79L103 74L101 73H97V75H95L93 77V79L90 81L88 87H87V91L85 93V97L83 100L84 106L83 108L86 110L92 108L93 106V98L94 97H98L96 96L98 94L99 91V86L102 84V80ZM128 78V79H129ZM83 79V78H82ZM87 79V78H86ZM85 79V80H86ZM187 79V78H186ZM84 80V79H83ZM89 80V79H87ZM161 80V79H160ZM185 80V79H183ZM50 81V80H49ZM57 81V80H56ZM58 82V81H57ZM56 82V83H57ZM77 82V81H76ZM75 82V84H76ZM80 82V81H79ZM83 83V82H82ZM87 83V82H85ZM101 83V84H100ZM128 83V82H127ZM181 83V82H180ZM79 84V83H78ZM125 84V83H124ZM77 85V84H76ZM156 86V85H155ZM153 87L156 89V87ZM165 86V85H164ZM176 86V85H175ZM48 87V86H47ZM178 87V86H177ZM215 87V86H214ZM82 88V86H81ZM111 88V87H110ZM160 89L157 90H161L163 89V87L161 88L159 86ZM85 90V88H83ZM140 88H138L139 90ZM74 90V89H73ZM102 91V90H100ZM135 91V90H134ZM137 91V90H136ZM182 91V90H181ZM197 91V90H196ZM255 91V90H254ZM54 92V91H53ZM246 92V91H245ZM250 92V90H249ZM258 92V91H257ZM45 93V92H44ZM149 93V92H147ZM161 94L159 95L160 100H161V110L162 109H166L167 111L173 110L174 106L176 104V97L178 94V91L176 89V87H172L169 86L167 88H165L164 91L160 92ZM188 93V92H187ZM259 93V92H258ZM46 94V93H45ZM144 94V93H143ZM202 94V93H201ZM51 95H53L51 93ZM81 95V94H80ZM153 95V94H152ZM122 96V95H121ZM201 96V95H200ZM204 96V95H202ZM45 97V96H44ZM73 97V96H72ZM124 97V96H123ZM148 97V96H146ZM155 97H158L155 96ZM259 97V94H258ZM257 94H255V92L250 93L248 95V93H243L242 96H240L239 98H232L233 100H229L228 104L225 106V108L221 111V115L224 116L227 119H231L234 120L235 116H237L236 114L238 113V111L240 110L241 106L243 104H248L249 101H257L258 99ZM51 98V97H49ZM57 98V99H58ZM74 98V97H73ZM82 97H80L81 99ZM150 98V97H149ZM79 99V100H80ZM151 99V98H150ZM148 101V103H140L137 104V110H136V116H138V120L144 118L148 113V110L150 108H153L155 106V99L154 100H150ZM51 100V99H50ZM49 100V102H50ZM54 100V99H53ZM52 100V101H53ZM71 100V99H70ZM77 100V99H76ZM78 100V101H79ZM106 100V99H105ZM195 100V99H194ZM58 101V100H57ZM72 101V100H71ZM82 101V100H80ZM79 101V102H80ZM130 101V99H129ZM44 102V101H43ZM99 102V101H98ZM201 102V101H200ZM258 102V101H257ZM63 103H65V101H63ZM70 104L67 106H71V103L66 102V104ZM77 103V102H75ZM101 103V102H100ZM79 104V103H78ZM77 104V107L80 106ZM128 104V103H127ZM43 105V104H42ZM45 105V104H44ZM50 105V104H49ZM53 105V104H52ZM60 105V104H58ZM65 104H61L60 107L64 106ZM102 105V104H100ZM132 104H128L126 106H124L123 109V115H130L132 110ZM180 105V104H179ZM197 105V104H196ZM48 106V104L46 105ZM66 106V107H67ZM74 106V105H73ZM71 106V107H73ZM188 106V105H187ZM244 106V105H243ZM246 106V105H245ZM35 107V106H32ZM177 107V106H176ZM175 107V108H176ZM36 108H37V104H36ZM38 108H40L38 106ZM54 108V107H53ZM76 108V107H75ZM79 108V107H78ZM222 108V107H221ZM243 108V107H242ZM64 109V108H63ZM71 109V108H70ZM99 109V108H98ZM135 109V108H134ZM209 109V108H208ZM212 109V108H211ZM44 110V109H42ZM58 110V109H57ZM62 110V108L60 109ZM73 110V109H72ZM76 110V109H75ZM93 110V109H92ZM89 110V111H92ZM104 110V109H101ZM121 110V109H120ZM28 111V110H27ZM53 111V110H52ZM55 111V110H54ZM174 111V110H173ZM187 111V110H185ZM215 111V110H214ZM26 112V111H25ZM29 112V111H28ZM31 112H33L31 110ZM29 112V113H31ZM38 112V111H37ZM40 112V111H39ZM46 111H43V113ZM78 112V111H77ZM81 112V111H80ZM86 112V111H85ZM88 112V111H87ZM105 113L107 111H104ZM103 112V113H104ZM113 112V110H112ZM18 113V112H17ZM22 113V112H21ZM47 113V112H46ZM52 113V112H50ZM56 113V111L54 112V114ZM62 112H60L61 114ZM67 113V112H66ZM84 114V112H82ZM102 113V112H101ZM171 112H169L170 114ZM173 113V112H172ZM25 114V113H24ZM41 114V113H40ZM90 114V113H87ZM98 114V113H97ZM121 112L119 113H115L114 115H112L111 117V122L110 124H102L104 127H102V132L103 134L109 139L110 143L113 145V147L115 146L117 140L123 139L126 140L127 142H132L133 139H135L136 135H148L152 138L156 137L157 134H153L154 130L149 128H138L137 130H139L140 132H134V133H138V134H132L131 131H129L128 129V123H127V118H123V116H121ZM46 115V114H45ZM53 115V114H51ZM67 115V114H66ZM70 115V114H69ZM68 115V116H69ZM85 115V114H84ZM95 115V113H94ZM213 112L212 111H207L205 110L201 116V119L203 122L205 121H210L211 117L213 116ZM239 115V114H238ZM25 116V115H24ZM28 116V114H27ZM43 116V115H42ZM65 116V114H63V117ZM88 116V115H87ZM259 116V115H258ZM41 117V116H40ZM47 117V116H43ZM51 117V116H49ZM58 117V116H56ZM62 116H60L59 118H61ZM62 117V118H63ZM96 117V116H95ZM48 118V117H47ZM58 118V119H59ZM76 118V117H74ZM158 118V117H157ZM153 119V121H155V123L159 124L160 120L159 119ZM161 118V117H160ZM178 118V117H176ZM219 118V117H218ZM252 118V117H251ZM255 118V117H254ZM14 119V118H13ZM17 119V116H16ZM15 119V121H16ZM20 119V118H19ZM18 119V120H19ZM30 119V117L28 118ZM41 119V118H40ZM52 121H54V118H51ZM84 120L86 118H83ZM103 118L101 117V120ZM39 121V119H37ZM44 120V119H42ZM41 120V121H42ZM57 120V119H55ZM61 120V119H60ZM69 120V119H68ZM83 120V121H84ZM132 120H135L134 118ZM184 120V119H182ZM26 121V120H25ZM50 120V122L47 119V122L51 123L52 122ZM82 121V122H83ZM99 121V120H96ZM164 121V120H163ZM181 121V120H180ZM6 122V121H5ZM11 122V121H10ZM19 122V121H18ZM37 122V121H35ZM67 122V121H66ZM85 122V121H84ZM140 122V121H138ZM14 123V122H12ZM38 123L40 124L41 122H37V123H32L31 121L29 123H26L25 127H24V138L22 139L21 142H17L18 137H16L13 140V143L11 144V147H7L8 149L3 150L2 152H0V187H4L10 194L12 192L18 191V190H23V189H27V192L29 194L28 196V203L26 202L25 204H27V211L23 212L18 221L16 222L18 225V232H20L19 234H21L20 236L23 237L24 243H23V249H25L24 252L20 251V247L15 246V247H11L14 249H11V253L13 256L15 257L16 261H18V263L24 262L25 264L29 263H36L38 261L41 262V260H45L44 263H46L47 261L49 262V264H77L78 258H74L73 260L70 261H65V259L67 258V255L70 254V252L72 251L71 246H68V242L70 240H72L73 242L79 241V242H83L85 245V249L83 248L84 251V255L79 258H81V260L85 259V258H89L91 256V258H95L92 257V254L97 250L98 246L104 242L110 241L109 237L112 236V234L115 233V235L117 236V238L119 240V243L115 245V247H113L112 251V255L105 260V262H103V264H124V263H128V264H212L209 263V252L212 251H217L216 254L219 255V258H217L218 260V264H264V244H263V251L259 252L258 248L257 249H253V247H249L250 244H245L243 243V241L245 240V238H243L244 240H242V242L237 241V237L234 234V229H232L230 231V233L234 236V240H230L232 242H221V240H217L216 239V235H218V233L216 231H214V227L217 225L216 221L219 222V219L217 218V216H219L222 212H219L220 210L224 209L223 211H227L230 209H237L240 208L241 204L243 203V201H245V197L243 196V198H237L234 200H228V201H223V198H221L219 196V194L222 195V193L225 192V188L226 185H224V179L229 178L231 175H233L232 172H234V168L237 167V165L235 166V163L237 162L236 160L239 159L241 160L242 158H240V154L238 152V150L236 151L235 156H233L234 159H232V161H221V163H219L218 167L217 166H212L214 167V169H208L206 170L204 175H199L196 169V173H192L193 175H191V177L187 179L184 178L182 176V178H184L185 180H175V177L171 176L170 174L172 172H174L176 169H174L178 163V161L187 154V152L189 151L188 149H190L192 146H195L197 143V136L196 132L198 131H194L189 135H186L184 137H182L183 146H179L180 148H178L175 154H173L172 152H169V156H163L161 157V161L160 163H154V165H151L153 168L152 170L150 169L149 171H147L146 177H142L143 179L138 180V182L136 183V187H129L127 188V182H132L133 180L136 181V179L131 180V176H128V172L124 171V170H119L117 171L116 175H115V179L112 181L111 183H109L106 186H103L101 188V186L99 185V183L97 181H95V179H90L88 176L81 175V172L83 173V171H87L88 169L94 172L98 171V170H93V168H91L92 166L94 167V164L96 163V159L94 160V157L92 154H90V156L86 157L85 159H81L77 165L76 171L73 175H66V183H64L63 185H58V184H54L53 188H49L46 185H44L42 182L36 184L35 180L33 181V187H35L33 190H30V186L26 183V176L27 173L29 174L30 172L27 171H34L35 170H28V168H30L31 166H33L32 163L37 164L40 168L42 166H45V162L47 160V158L53 153L55 152V145L58 142V135L60 133H58L56 131H50L48 133V137L45 139H41V141H36L38 140L36 137V139L34 137H32V133L34 132V130L38 127ZM46 123V122H45ZM48 123V124H49ZM56 123V122H55ZM61 123V122H60ZM72 123V122H71ZM76 123V122H75ZM96 123V122H95ZM154 123V124H155ZM94 124V123H93ZM153 124V122L151 123ZM153 124V125H154ZM178 124L180 125V130L182 132H185L186 130L184 129V124L183 122H178ZM8 125V124H7ZM20 126H22L21 124H19ZM54 125V124H52ZM57 125V123H56ZM79 125V124H77ZM170 125V124H169ZM5 126V125H4ZM11 126V125H10ZM17 126V125H16ZM37 126V127H36ZM42 126V125H41ZM58 126V125H57ZM62 126V125H61ZM82 126V125H81ZM19 128V126H17ZM43 128L45 126H42ZM51 127V126H50ZM56 127V126H55ZM71 127V126H69ZM88 127V126H87ZM163 127V125H162ZM16 128V127H15ZM74 128V127H73ZM71 128V129H73ZM82 128V127H81ZM85 128V127H83ZM92 128V126H91ZM94 128V126H93ZM98 128V127H95ZM152 128V127H151ZM14 128H11V130ZM70 129V130H71ZM90 128H88L89 130ZM263 129V127H262ZM17 131L19 130L16 129ZM78 130V129H77ZM76 130V131H77ZM94 130V129H92ZM99 130V129H98ZM158 130V129H157ZM196 130V129H195ZM21 131V130H20ZM49 131V130H48ZM55 131V130H54ZM61 131V129H60ZM67 131V130H66ZM64 131V132H66ZM75 131V130H74ZM86 131V130H85ZM12 132V131H11ZM68 132H70L68 130ZM66 132V133H68ZM97 132V131H94ZM161 131H158L157 133H160ZM181 132V133H182ZM10 133V132H9ZM16 133V132H15ZM64 133V134H66ZM78 133V131H77ZM83 133V132H82ZM86 133V132H85ZM98 133V132H97ZM209 134V133H208ZM4 135H6L4 133ZM16 135V134H15ZM78 135V134H76ZM84 135V133H83ZM100 135V134H98ZM221 135V134H219ZM17 136V135H16ZM23 136V135H22ZM69 136V135H65ZM73 136V135H72ZM80 136V135H78ZM76 136V137H78ZM88 136V135H87ZM161 136V135H160ZM163 136V135H162ZM179 136V135H178ZM0 137H2V135H0ZM82 137V136H81ZM143 137V136H142ZM225 137V136H224ZM4 138V137H3ZM74 138V137H73ZM93 139V137H90ZM180 138V136L178 137ZM251 138V137H250ZM248 138V139H250ZM260 138V137H259ZM6 139V138H4ZM8 139V138H7ZM60 139V137H59ZM79 140V138H76ZM86 139V138H85ZM88 139V138H87ZM90 139V140H92ZM137 139V137H136ZM141 139V138H140ZM143 139V138H142ZM205 139V137H204ZM216 139V138H215ZM224 139V138H223ZM20 140V139H19ZM64 140V139H62ZM84 140V139H83ZM155 140V139H154ZM206 140V139H205ZM65 141V140H64ZM63 141V143H65ZM69 141V140H68ZM82 141V140H81ZM92 141H95L94 139ZM153 141V140H152ZM199 141V140H198ZM248 141V140H246ZM256 139H250L249 143L247 144H243L241 145L240 149H244V150H250V148L254 147ZM72 142V141H71ZM70 142V143H71ZM76 142V141H73ZM97 142V140H96ZM100 142V141H99ZM105 143V141H102ZM107 142V141H106ZM120 142V141H119ZM145 142V141H144ZM160 142V141H159ZM166 142V141H164ZM179 142V141H178ZM210 142V141H209ZM216 142V140H215ZM244 142V140H243ZM2 143V142H1ZM79 143V142H78ZM76 143V144H78ZM92 143V142H91ZM95 143V142H93ZM101 143V142H100ZM161 143V142H160ZM245 143V142H244ZM258 143V142H257ZM4 144V143H3ZM67 144V143H65ZM69 144V143H68ZM75 144V145H76ZM87 144V143H86ZM98 144V143H97ZM107 144V143H106ZM105 144V145H106ZM118 144V143H117ZM146 144V143H144ZM167 144V143H165ZM178 144V143H177ZM207 144V143H206ZM239 144V143H238ZM6 145V144H5ZM64 145V144H62ZM80 144H78L79 146ZM89 145V144H88ZM88 145H86L84 148H86ZM104 145V144H103ZM108 145V144H107ZM121 145V144H120ZM157 145V144H156ZM181 145V144H180ZM205 145V144H203ZM203 145H201L203 147ZM208 145V144H207ZM206 145V146H207ZM33 146H37V149H39L37 152V155H33L30 156V147ZM72 146V145H71ZM93 146V145H92ZM99 146V145H98ZM123 146V145H122ZM127 146V145H126ZM133 146V145H132ZM159 146V143H158ZM175 146V145H174ZM200 146V147H201ZM225 146V145H224ZM60 147V146H58ZM95 147V146H94ZM93 147V148H94ZM104 147V146H102ZM124 147V146H123ZM236 147V146H234ZM77 148V147H76ZM81 148V146L79 147ZM125 148V147H124ZM148 148V147H147ZM150 148V147H149ZM174 148V147H173ZM172 148V149H173ZM177 148V147H176ZM193 148V147H192ZM233 148V147H232ZM237 148V147H236ZM255 148V147H254ZM62 149V148H60ZM114 149V148H113ZM119 149V148H118ZM127 149V148H126ZM146 149V148H145ZM175 149V148H174ZM203 149V148H200ZM208 149V148H207ZM88 150V149H86ZM100 150V149H97ZM148 150V149H147ZM192 150V149H191ZM256 150V149H255ZM58 151V148L57 150ZM64 150H62L63 152ZM76 151V149H75ZM80 151H83V149ZM102 151V150H101ZM100 151V152H101ZM106 151V148H105ZM116 151V149H115ZM174 151V150H173ZM194 151V148H193ZM199 151V150H197ZM207 150H204V152H206ZM211 151V150H210ZM32 152V150H31ZM70 152V151H69ZM85 152V151H84ZM93 152H95L93 150ZM104 151H102L103 153ZM111 152V151H110ZM118 152V151H117ZM116 152V153H117ZM132 152V151H130ZM135 152V151H134ZM149 154H152V151H149ZM190 152V151H189ZM202 152V155L203 153ZM68 153V152H67ZM89 153V152H87ZM138 153V152H137ZM158 153V152H157ZM156 153V154H157ZM171 153V156H170ZM193 153V152H192ZM198 153V152H196ZM209 153V152H207ZM243 153V151H242ZM36 154V153H35ZM78 154V153H77ZM108 154V153H107ZM127 154V152L125 153V155ZM155 156H158L156 155ZM163 154V153H162ZM173 154V155H172ZM190 154V153H189ZM210 154V153H209ZM249 153L246 152V155H248ZM60 155V154H59ZM57 155V157L59 156ZM62 155V154H61ZM67 155V154H66ZM79 155V154H78ZM113 155V154H112ZM133 155V153H132ZM84 156V154H83ZM82 156V157H83ZM92 156V157H91ZM117 156V154H116ZM119 156V154H118ZM122 156V155H121ZM154 156V155H152ZM154 156V157H155ZM189 156V155H188ZM201 156V155H200ZM199 156V157H200ZM257 155H255L256 158ZM260 157L261 154L259 155ZM65 157V155H64ZM113 157V156H112ZM127 157V156H125ZM195 157V154H194ZM205 154H204V158H205ZM212 157V156H210ZM210 157L208 158V160L210 159ZM213 157L216 158V156L213 155ZM219 157V155H218ZM221 157V156H220ZM225 157V156H224ZM56 158V157H55ZM61 158H63V156H61L59 158V161L61 160ZM101 158V157H100ZM107 158V157H106ZM111 158V157H110ZM123 158V157H122ZM129 158V157H128ZM150 158V157H148ZM153 158V157H151ZM190 158V157H189ZM214 158V159H215ZM231 158V157H230ZM252 158V157H250ZM54 159V158H53ZM66 159V158H64ZM79 159V158H78ZM99 159V158H98ZM104 159V157H103ZM108 159V158H107ZM124 159V158H123ZM127 159V158H126ZM125 159V160H126ZM130 159V158H129ZM156 159V158H155ZM188 159V158H186ZM213 159V158H211ZM210 159V160H211ZM226 159V158H225ZM246 158L244 157V160ZM248 159V158H247ZM263 159V158H262ZM50 160V159H49ZM67 160V159H66ZM102 160V159H101ZM114 160V158H113ZM148 160V159H147ZM146 159L145 160H139L141 161L143 167L146 166V163L148 162ZM204 160V159H203ZM206 160V161H208ZM217 160V158H216ZM219 160V159H218ZM48 161V160H47ZM58 161V158H57ZM58 161V162H59ZM72 161V159L68 162L69 164H73L70 163ZM95 163H94V162ZM103 161V160H102ZM116 161V160H115ZM150 161V160H149ZM154 161V160H153ZM183 161V160H182ZM189 161V160H188ZM202 161V160H201ZM203 161V162H206ZM215 161V160H214ZM258 161L255 160V162L253 161V163H256ZM73 162L74 159H73ZM99 162V161H97ZM105 162V161H104ZM108 162V161H107ZM111 162V161H110ZM127 162V161H126ZM129 162V161H128ZM195 162V161H194ZM220 162V161H219ZM259 162V161H258ZM57 163V162H56ZM67 163V164H68ZM76 163V162H75ZM74 163V164H75ZM106 163V162H105ZM117 163V162H116ZM119 163H121V161H119ZM131 163V162H129ZM180 163V162H179ZM192 163V162H191ZM251 163V162H250ZM49 164V162H48ZM60 164V163H59ZM68 164V165H69ZM104 164V163H103ZM122 164V163H121ZM196 165V163H194ZM203 164V163H202ZM206 164V163H205ZM216 163H214L215 165ZM260 164V163H259ZM58 165V164H57ZM61 165V164H60ZM105 165V164H104ZM117 165V164H115ZM128 165V164H126ZM135 165V164H134ZM204 165V164H203ZM202 165V166H203ZM208 165V164H207ZM213 165V164H210ZM217 165V164H216ZM247 165V164H246ZM245 165V166H246ZM258 165V163H257ZM262 165V164H261ZM37 166V167H38ZM47 166V165H46ZM101 166V165H100ZM119 166V168L121 167V165H117ZM117 166H115V168H117ZM189 166V164H188ZM198 166V165H197ZM235 166V167H234ZM239 166V165H238ZM36 167V168H37ZM48 167V166H47ZM61 166H59L60 168ZM67 167V166H66ZM71 167V165H70ZM76 167V166H75ZM132 167V166H131ZM131 167H129L128 169H130ZM142 167V168H143ZM201 167V166H198ZM217 167V168H216ZM240 167V166H239ZM251 167V166H250ZM258 167V166H257ZM256 167V168H257ZM32 168V167H31ZM35 168V169H36ZM56 168V167H55ZM58 168V166H57ZM58 168V169H59ZM69 167H67L66 169H68ZM91 168V169H90ZM96 168V167H95ZM98 169H100V167H97ZM107 168V167H106ZM134 168V166H133ZM147 168V167H146ZM178 168V167H176ZM203 168V167H202ZM209 168V167H208ZM249 168V166H248ZM34 169V168H33ZM39 169V168H38ZM51 169V168H50ZM63 169V168H62ZM72 169V167L70 168ZM113 169V167H112ZM124 169V167H123ZM132 169V168H131ZM141 169V168H140ZM174 169V170H173ZM191 169V168H190ZM205 169V168H204ZM238 169V167H237ZM262 169V170H261ZM260 170H250L248 171V173H246V175H248V178L253 181L254 183L260 182L261 180L263 181L264 179V169L261 168ZM52 170V169H51ZM105 170V169H104ZM186 170V168H185ZM243 170V169H242ZM242 170H239L240 172H244ZM37 171V170H36ZM46 171V170H45ZM55 171V170H54ZM69 171V170H67ZM72 171V170H71ZM106 171V170H105ZM136 171V170H135ZM140 171V170H139ZM138 171V172H139ZM178 171V169H177ZM202 171V170H201ZM238 171V172H239ZM50 172H53L50 171ZM89 172V171H88ZM93 172V173H94ZM137 172V174H138ZM181 172V171H179ZM178 172V174H179ZM185 172V171H184ZM190 172V171H189ZM200 172V171H199ZM204 172V171H203ZM237 172V171H236ZM131 173V172H130ZM188 173V172H185ZM183 173V174H185ZM245 173V172H244ZM35 177L42 181V178L45 177V173L42 171H37L35 173ZM52 174V173H50ZM97 175V173H94ZM175 174V173H174ZM176 174V175H178ZM203 174V173H202ZM239 174V173H238ZM54 177V173L52 174ZM52 175H50L52 177ZM182 175V174H181ZM244 175V174H243ZM62 176V175H61ZM72 176V177H71ZM93 176V175H92ZM99 176V174H98ZM109 176V173H108ZM108 176L105 178L108 179ZM141 176V175H138ZM57 177V175H56ZM100 177V176H99ZM177 177H180L179 175ZM238 177H240V175H238ZM26 178V179H25ZM31 178V177H30ZM46 178V177H45ZM44 178V179H45ZM112 178V177H111ZM138 178V177H137ZM140 178V177H139ZM244 178V177H243ZM36 179V180H37ZM43 179V180H44ZM57 180H59L58 178H56ZM64 179V178H63ZM62 179V180H63ZM100 179V178H99ZM98 179V180H99ZM32 180V179H31ZM61 180V178H60ZM104 179H101V181ZM201 180H204V183H202ZM229 180V179H228ZM240 180V179H239ZM64 181V180H63ZM100 181V182H101ZM58 182V181H57ZM245 182H247V180H245ZM48 183V182H47ZM131 183V184H132ZM229 183V182H227ZM248 183V182H247ZM246 183V184H247ZM130 184V183H129ZM260 184V183H259ZM36 185V186H35ZM26 186V187H25ZM129 186V185H128ZM230 186V185H229ZM244 187L246 186L245 184L243 185ZM255 186V185H254ZM260 186V185H259ZM264 186V185H263ZM256 187V186H255ZM231 189V188H230ZM234 189V188H233ZM239 189V188H238ZM252 189V188H251ZM261 190V188H256ZM255 189V190H256ZM263 189V187H262ZM254 190V189H253ZM252 190V191H253ZM229 191V189H228ZM227 191V192H228ZM251 191V190H250ZM217 192H219V194H217ZM230 192V191H229ZM236 192V191H235ZM257 192H259L257 190ZM261 192V191H260ZM196 193V194H195ZM238 193V190H237ZM237 193L235 196H237ZM243 193L247 194L249 192H244ZM2 194V193H1ZM21 194V193H20ZM198 194H203V196L205 195L206 197L201 201H199V196ZM232 194V193H231ZM258 194V193H257ZM19 195V193H18ZM211 195H213L214 197H212ZM240 195V194H239ZM256 195V194H255ZM255 195L253 197H255ZM260 194H258L259 196ZM264 195V194H262ZM6 195H3V197ZM202 196V195H201ZM226 196H229V194H227ZM0 197V198H3ZM10 197V196H9ZM224 197V196H223ZM5 198V197H4ZM7 198V197H6ZM27 198V197H26ZM25 198V199H26ZM214 198V199H213ZM24 199V198H23ZM53 200L55 202L56 207H54V209L52 208H48L46 207L45 203L43 206L41 204L42 200ZM4 200V199H3ZM253 200V199H252ZM254 201V200H253ZM256 201V200H255ZM254 201V204H255ZM11 202V200L9 201ZM14 202V201H13ZM23 202V201H22ZM22 202H18V203H22ZM44 202V201H43ZM42 202V203H43ZM242 202V203H241ZM258 202V201H257ZM249 203V202H248ZM264 203V202H263ZM15 204V203H14ZM19 204V205H20ZM244 204V203H243ZM246 204V202H245ZM258 204V203H257ZM262 204V203H261ZM260 204V205H261ZM18 205V204H17ZM23 205V204H22ZM172 207L175 206V208H182L183 210H181V212H185V209H188L190 211L193 210H197L200 214V218L198 220H195L192 225L191 224H187L188 226L191 225L188 229L187 232L185 233V235L181 232V234L178 232L179 230H174L171 228H167V225H164L161 221V214L163 212V210H165V207ZM255 206V205H254ZM258 207H260L259 205H257ZM6 207V206H5ZM16 207V206H15ZM21 207V206H20ZM23 207V206H22ZM205 207L208 208H212V207H216V209H218V211L216 213H213L212 211H208L207 209H205ZM225 207H227L228 209H226ZM247 207V205H246ZM247 208H251V207H247ZM25 209V208H24ZM169 209V208H168ZM175 210V212H173L170 216V214L166 213L167 216L169 215L170 217H173L171 221H173L174 217H176V213L178 210ZM257 209V208H256ZM255 209V211H257ZM259 209V208H258ZM245 210V209H244ZM244 210L242 212H244ZM35 211V214L33 215V212ZM166 211V210H165ZM168 211V210H167ZM166 211V212H167ZM215 211V210H214ZM233 211V210H232ZM237 211V210H236ZM248 210H246L245 212L247 213ZM253 211V210H252ZM194 212V211H193ZM263 212V211H260ZM59 213V218L56 219V223H54V219L51 220V218H53L56 214ZM165 213V212H163ZM230 213V212H229ZM245 213V214H246ZM251 212H249L250 214ZM4 214V213H1ZM20 214V212H19ZM243 214V213H242ZM255 216H260L259 214L255 213ZM10 215V214H9ZM248 216V214H246ZM263 215V213H262ZM161 216V217H160ZM242 216V215H240ZM239 216V217H240ZM251 216V215H250ZM14 217V216H12ZM35 222V224L39 225V226H46L49 230L52 229V231L55 229L56 231H54L55 233L49 236H52L50 238H48L49 236L43 235V239L40 238V241L36 244L34 243L31 239L30 236L32 235V231H33V227L31 226V224H29V221H32V218ZM169 217V218H170ZM184 217V216H183ZM227 217V216H226ZM1 218V216H0ZM195 218V217H194ZM222 218L225 219V216ZM233 218V217H232ZM249 218V217H248ZM15 219V218H14ZM168 219V218H167ZM181 219V218H180ZM180 219H178V221H180ZM191 219V218H190ZM227 219V218H226ZM225 219V220H226ZM236 219L235 221H237L238 218H233ZM246 219V218H245ZM183 220V218H182ZM188 220V219H186ZM242 219H239V221ZM256 220V219H255ZM15 221V220H14ZM128 221H130V224H133V227H137L133 229V232L128 233V234H124V233H116L113 229L116 230V228L121 227L125 224L128 223ZM163 221L165 222L166 220L163 218ZM228 222V220H226ZM33 222V221H32ZM143 224H147V227L150 228V230L153 232L154 237L152 238H148L149 236L146 235L145 233L149 231V229H145V231H141L140 229V223ZM167 222V221H166ZM170 223V221H168ZM181 222V221H180ZM189 222V220H188ZM224 222V220H223ZM225 224H229L228 223ZM242 222V221H240ZM252 221H250L251 223ZM178 223V222H177ZM183 223V222H182ZM191 223V222H190ZM224 223H220L221 226L224 225ZM253 223V222H252ZM255 223V222H254ZM253 223V224H254ZM8 224V222H7ZM249 224V222H248ZM247 224L246 227H244V232H246L249 237H248V241H251V245L254 244H258L259 243V239L260 237H262L264 232H261L262 230V226H249ZM5 225V223H4ZM16 225V224H15ZM171 225V224H170ZM174 225V224H173ZM178 225V224H177ZM252 225V224H251ZM9 226V225H7ZM41 226V227H42ZM144 225H142L141 227H143ZM183 226V225H182ZM186 225H184L183 227H185ZM233 226V225H232ZM112 227V228H111ZM170 227V226H169ZM175 227V226H174ZM220 227V226H218ZM225 227V226H224ZM229 227V226H228ZM235 227V226H234ZM237 227V226H236ZM128 228V227H127ZM182 228V227H181ZM230 228V227H229ZM14 229V228H13ZM119 229V228H118ZM171 229V230H170ZM178 229V228H177ZM221 229V228H220ZM226 229V228H225ZM77 230L78 231H82L84 233V236L86 238H84L83 240L80 241V237L77 235ZM240 230V229H239ZM10 231V230H9ZM220 231V230H219ZM225 231V230H224ZM227 231V229H226ZM4 232V231H3ZM17 232V233H18ZM228 232V231H227ZM6 233V231H5ZM14 233V231H13ZM240 233V232H239ZM12 234V233H11ZM221 234V233H220ZM244 234V233H242ZM2 235V234H1ZM5 235V234H3ZM16 235V234H15ZM237 235V234H236ZM245 235V234H244ZM243 235V236H244ZM12 236V235H11ZM19 236V235H17ZM148 236V237H147ZM221 236H224L221 234ZM242 236V237H243ZM7 237V236H6ZM10 237V236H9ZM34 237V236H33ZM36 237V236H35ZM39 237V236H38ZM15 238V237H14ZM37 238V237H36ZM223 238V237H221ZM228 238H231V236L228 235ZM7 239H11V238H7ZM22 239V240H23ZM34 239V238H33ZM239 239V238H238ZM242 239V238H240ZM3 240V237H2ZM2 240H0L2 242ZM6 241V240H5ZM13 241V240H12ZM10 240H8L6 243L8 242H12ZM262 241V240H261ZM0 242V243H1ZM17 242H20L17 241ZM262 243V242H261ZM5 244V243H4ZM4 244H2L4 246ZM13 244V243H11ZM16 244V243H15ZM36 244V245H34ZM1 245V247H3ZM20 246V245H19ZM74 246V245H73ZM78 246V245H77ZM257 246V245H255ZM8 247V246H7ZM102 247V246H101ZM105 247V246H104ZM261 247V246H259ZM103 248V247H102ZM101 248V249H102ZM4 249V248H3ZM7 249V248H6ZM78 249V248H77ZM80 249V248H79ZM108 249V248H106ZM111 249V248H110ZM261 249V248H260ZM5 250V249H4ZM79 251V250H78ZM99 251V250H98ZM4 252V251H3ZM3 252L2 249H0V260L3 258ZM108 252V251H107ZM75 253V252H74ZM97 252H95L93 255H95ZM101 252H99L100 254ZM214 253V252H213ZM77 254V253H76ZM105 254V253H104ZM104 254L102 253L101 257L104 256ZM131 254L132 257L130 256ZM98 255V254H97ZM99 255V256H100ZM11 256V255H10ZM8 257V256H7ZM73 257V256H72ZM5 258V257H4ZM9 258V257H8ZM213 259V257H211ZM14 259V258H13ZM96 259V258H95ZM100 259V258H99ZM69 260V259H68ZM80 260V259H79ZM97 260V259H96ZM104 260V259H103ZM13 261V260H12ZM87 261V260H86ZM89 261H92V259H90ZM88 261V262H89ZM101 261V260H100ZM2 263H5L3 261H1ZM40 262H38L40 264ZM84 262V261H83ZM87 262V264H88ZM8 264V263H6ZM11 264V263H10ZM15 264V263H12ZM43 264V262L41 263ZM82 264V263H81ZM95 264V263H94ZM214 264V262H213Z\"/></svg>",
    "mask_w": 264,
    "mask_h": 264
}]
</instances>
